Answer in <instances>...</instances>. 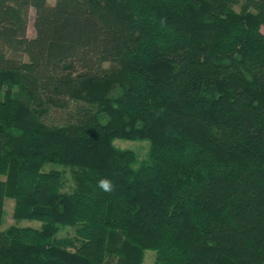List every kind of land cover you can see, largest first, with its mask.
I'll return each instance as SVG.
<instances>
[{"label":"trees","instance_id":"16d2710c","mask_svg":"<svg viewBox=\"0 0 264 264\" xmlns=\"http://www.w3.org/2000/svg\"><path fill=\"white\" fill-rule=\"evenodd\" d=\"M50 1L0 0V264H264V0Z\"/></svg>","mask_w":264,"mask_h":264},{"label":"rangeland","instance_id":"374dc122","mask_svg":"<svg viewBox=\"0 0 264 264\" xmlns=\"http://www.w3.org/2000/svg\"><path fill=\"white\" fill-rule=\"evenodd\" d=\"M55 0H51V3H54ZM34 19H35V10L31 9L30 11V20H29V29L28 34L29 36L33 37L36 34L34 28ZM262 31L264 32V25L262 26ZM115 144L122 147V148H129L138 153L140 157H144L148 151V142L145 140L142 141H135V140H124L117 138L115 140ZM70 165H61L55 163H46L43 167L44 170L50 169H59L64 174V181L62 190L65 192H71L76 188L77 185V178L75 176V170L71 168ZM78 168V167H77ZM15 200L13 198H6L5 200V211L3 216V221L1 224V229L8 228L11 225H16L19 227H34L40 228L42 226V222L38 220H30V219H16L14 218ZM81 224H77L76 226H63L61 229L56 233L55 240L58 241L59 239L62 240L65 245L74 250L76 246L80 244V239L77 237L76 228L79 227ZM156 258V252L154 250H147L145 252L144 262L143 264H154Z\"/></svg>","mask_w":264,"mask_h":264},{"label":"clouds","instance_id":"9594fccd","mask_svg":"<svg viewBox=\"0 0 264 264\" xmlns=\"http://www.w3.org/2000/svg\"><path fill=\"white\" fill-rule=\"evenodd\" d=\"M159 22L161 27H166L167 24L166 18H161ZM98 187L102 189L104 192H109V193L115 190V185L111 180L108 179L100 180L98 182Z\"/></svg>","mask_w":264,"mask_h":264}]
</instances>
